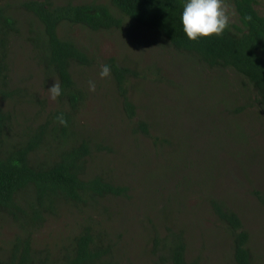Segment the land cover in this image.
<instances>
[{
  "label": "trees",
  "instance_id": "16d2710c",
  "mask_svg": "<svg viewBox=\"0 0 264 264\" xmlns=\"http://www.w3.org/2000/svg\"><path fill=\"white\" fill-rule=\"evenodd\" d=\"M57 1L18 2V6L33 16L25 37L31 46L30 57L44 66L46 80L52 85L57 80L61 85L62 94L52 106L29 90L31 84L23 86L14 81L11 60L22 29L12 13V4H0V217L10 220L17 229L6 244L0 245V264H121L113 255L116 243L112 242L108 230H97L101 220L86 207L98 206L100 215L108 211V204L120 202V197L131 198L130 189L103 174H90L89 162L103 148V142L96 138L97 129L82 130L86 125L81 119L87 91L78 79L81 70L91 68L94 58L80 40L69 34L61 35L60 30L66 25H77L103 33L121 29L130 20L155 42L194 64L192 81L197 85L192 84L200 97L208 93L214 97L215 87L220 88V93L230 94L223 107L210 109L208 115L212 113L211 120L217 124L224 115L234 117L225 133L229 139L219 138L215 143L227 145L221 152L234 154L235 161L246 169L247 160H255L257 153L239 148L250 144V131L258 128L244 125L240 123L242 118L238 122L236 117L254 110L260 120L257 125L264 128V0H223L234 6V17L229 18L221 35L197 40L189 39L183 32L180 14L184 0ZM21 47L24 48L23 44ZM106 64L111 66L107 87L113 81L120 90L126 120L133 124V130L151 134L156 147L172 145L171 137L150 133V124L135 120L136 106L128 93L136 85L129 83L140 72L129 67L127 60L111 57ZM148 74L154 76L148 77L154 85L162 79L159 66L155 70L145 67L142 77ZM175 85V92L188 94L184 75ZM25 102L37 107L32 116L21 111ZM258 132L264 139V129ZM254 141L258 143L257 139ZM246 176L253 184L252 178ZM178 181L185 188L190 186V180L185 184ZM238 182L244 181L236 179L234 183ZM207 184L198 190V197L203 201L210 196L215 215L230 240L229 251L225 253L228 264H256L250 231L244 227L241 215L225 199L216 196L213 185L211 188ZM251 189L264 206V190L255 185ZM71 207L88 213L83 217L81 228L71 234L72 241L64 244L58 255L48 247H37L35 234ZM152 225L155 234L147 240L152 253L166 251L159 256L158 264L199 263L200 255L194 260L188 255L183 230L174 231L164 221L166 233L161 234L156 223Z\"/></svg>",
  "mask_w": 264,
  "mask_h": 264
},
{
  "label": "rangeland",
  "instance_id": "374dc122",
  "mask_svg": "<svg viewBox=\"0 0 264 264\" xmlns=\"http://www.w3.org/2000/svg\"><path fill=\"white\" fill-rule=\"evenodd\" d=\"M21 1L0 0V4H12V13L17 16L22 29L14 47L15 54L11 55L14 57L11 60L12 76L23 86L31 84L29 90L52 106L55 100L51 99L48 91L52 83L45 79L42 72L44 66L30 57L31 46L25 40L33 16L18 6ZM85 1L90 0H72L73 3ZM223 5L229 18L234 17V6L226 2ZM124 25L121 29L103 33L77 25H66L60 30L61 35L69 34L80 40L94 58L91 68L81 70L78 79L87 91L81 119L86 125L82 130L92 132L97 129L96 138L103 142V148L89 162L90 174H103L130 189L131 198L120 197V202L108 204V211L100 215L98 206L86 207L101 220L96 225L97 230H108L112 242L117 245L114 258L120 259L121 264H158L159 256L166 251L154 255L147 240L155 234L153 222L158 232L166 233L164 221L174 231H184L188 255L192 260L200 255L198 264H228L225 253L229 251L230 240L215 215L210 196L203 201L198 197V190L207 182L211 188L213 185L216 196L225 199L226 204L234 206L239 212L244 227L250 231L255 263L264 264V206L251 189L255 185L264 190V139L258 132L264 128L257 125L260 123L258 113L251 110L243 117H236L238 122L242 118L240 123L258 128L257 131H250V144L239 148L257 153L255 160H247V168L244 169L237 159L235 161L234 154L221 152L227 145L215 143L219 138L229 139L225 133L234 117L224 115L217 124L211 120L213 114L208 115L210 109L223 107L230 98L228 91L220 93V88L215 87L214 97L210 93L200 97L198 91H194L195 80L192 81L194 64L155 42L133 21L126 20ZM111 57L118 61L127 60L129 67L140 72L129 83L136 85L134 91L129 90L128 93L136 106L135 120L142 119L150 124V133L171 137L172 145L156 147L151 134L141 130L135 132L133 124L126 120L120 90L113 81L111 87H107L109 76H99L100 65L106 64ZM147 66L150 70L159 66L162 72V79L156 85L148 78H153V75L142 77ZM180 72L184 75L185 84L189 85L187 95L175 92L177 79L183 76ZM89 81L95 82V91L89 90ZM36 109L28 102L21 106V111H26L30 116ZM255 139L258 143H255ZM246 175L252 178L253 184ZM236 179L244 182L234 183ZM178 180L183 184L190 180V186L185 188L178 185L181 183ZM83 210L72 207L65 209L35 234L36 246L48 247L54 255H58L61 247L72 241L71 234L81 228L83 217L88 214ZM16 230L10 220L0 217V245L6 244Z\"/></svg>",
  "mask_w": 264,
  "mask_h": 264
},
{
  "label": "clouds",
  "instance_id": "9594fccd",
  "mask_svg": "<svg viewBox=\"0 0 264 264\" xmlns=\"http://www.w3.org/2000/svg\"><path fill=\"white\" fill-rule=\"evenodd\" d=\"M183 32L191 40L201 37L219 36L229 23V16L223 5V0H184L180 14ZM111 73L109 64H101L99 76L108 77ZM96 84L89 81V90L95 91ZM51 99L55 100L62 94L60 83H55L48 89ZM64 123L62 118H59Z\"/></svg>",
  "mask_w": 264,
  "mask_h": 264
}]
</instances>
